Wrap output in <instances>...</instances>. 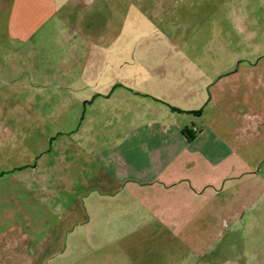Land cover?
Returning <instances> with one entry per match:
<instances>
[{
  "label": "rangeland",
  "instance_id": "obj_1",
  "mask_svg": "<svg viewBox=\"0 0 264 264\" xmlns=\"http://www.w3.org/2000/svg\"><path fill=\"white\" fill-rule=\"evenodd\" d=\"M13 1L0 264H264V0Z\"/></svg>",
  "mask_w": 264,
  "mask_h": 264
},
{
  "label": "crops",
  "instance_id": "obj_2",
  "mask_svg": "<svg viewBox=\"0 0 264 264\" xmlns=\"http://www.w3.org/2000/svg\"><path fill=\"white\" fill-rule=\"evenodd\" d=\"M73 2L82 4V3H92L93 0H73ZM57 0H14L11 4V16H13V24L12 29L15 31L17 29H23L27 15L33 13V15H39L43 11H46L57 7ZM25 28V27H24ZM204 100H207L204 96ZM183 133V132H182ZM184 135V133H183ZM38 164L35 165L37 167ZM37 171L39 170L38 167L35 168ZM40 172H45L41 169ZM47 201V199H45Z\"/></svg>",
  "mask_w": 264,
  "mask_h": 264
},
{
  "label": "trees",
  "instance_id": "obj_3",
  "mask_svg": "<svg viewBox=\"0 0 264 264\" xmlns=\"http://www.w3.org/2000/svg\"><path fill=\"white\" fill-rule=\"evenodd\" d=\"M186 136H187V134H186ZM189 139H190V137H188ZM193 139V138H192ZM191 140V139H190Z\"/></svg>",
  "mask_w": 264,
  "mask_h": 264
}]
</instances>
